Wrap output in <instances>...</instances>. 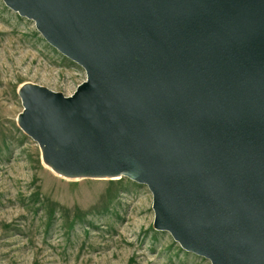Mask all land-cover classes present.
Masks as SVG:
<instances>
[{
	"label": "water",
	"instance_id": "water-1",
	"mask_svg": "<svg viewBox=\"0 0 264 264\" xmlns=\"http://www.w3.org/2000/svg\"><path fill=\"white\" fill-rule=\"evenodd\" d=\"M2 2L85 72L18 89L46 168L144 185L184 252L264 264V0Z\"/></svg>",
	"mask_w": 264,
	"mask_h": 264
},
{
	"label": "rangeland",
	"instance_id": "rangeland-1",
	"mask_svg": "<svg viewBox=\"0 0 264 264\" xmlns=\"http://www.w3.org/2000/svg\"><path fill=\"white\" fill-rule=\"evenodd\" d=\"M0 0V264H210L153 227L144 185L69 180L41 160L17 125L18 89L71 96L84 70Z\"/></svg>",
	"mask_w": 264,
	"mask_h": 264
}]
</instances>
